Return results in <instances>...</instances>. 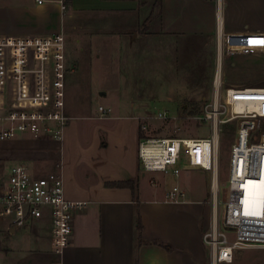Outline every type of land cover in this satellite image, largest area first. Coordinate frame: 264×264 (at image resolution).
I'll return each instance as SVG.
<instances>
[{
    "label": "crops",
    "instance_id": "crops-1",
    "mask_svg": "<svg viewBox=\"0 0 264 264\" xmlns=\"http://www.w3.org/2000/svg\"><path fill=\"white\" fill-rule=\"evenodd\" d=\"M156 1L46 0L39 5L35 0H0V36L63 34L67 42L76 17L110 13L119 15L123 30L134 37L141 31L151 38L207 41L217 65L212 80L219 73L224 88L264 87V0H161L159 10ZM105 120L99 123L111 124ZM3 142L0 183L13 166L24 164L39 177L60 175L66 196L88 204L75 215L71 244L61 256L53 253L49 217L15 230L1 219L0 264H212L202 239L213 217V205L205 198L182 190L183 196L167 200V192L177 186L163 196L143 198L137 184L140 170L128 162L123 171H101L92 180L87 176L75 192L71 180L78 184L77 176L65 175L59 165L62 141L20 135ZM128 181L135 183V192L111 185Z\"/></svg>",
    "mask_w": 264,
    "mask_h": 264
},
{
    "label": "built area",
    "instance_id": "built-area-1",
    "mask_svg": "<svg viewBox=\"0 0 264 264\" xmlns=\"http://www.w3.org/2000/svg\"><path fill=\"white\" fill-rule=\"evenodd\" d=\"M35 1L39 5L46 2ZM62 8L65 10V5ZM71 70L63 34L0 36V141L14 139L17 134L63 141L71 120L66 106ZM213 90L214 101L203 116L211 127L209 137L144 136L139 140L138 154L145 173L174 177L186 169L211 173L213 217L202 239L212 264H223L232 261L237 250L264 248V87L224 88L217 73ZM99 111L103 115L110 112L103 106ZM234 121L239 126L231 147L229 188L221 220L218 191L213 193L215 181L219 190L217 143L220 126ZM247 190L250 200L245 199ZM180 196L178 187L166 194L170 201ZM87 204L66 196L60 175L39 177L24 164L13 166L0 183V217L9 221L12 230L33 227L49 217L56 256L71 244L75 215ZM229 230L235 234L233 241L228 239Z\"/></svg>",
    "mask_w": 264,
    "mask_h": 264
},
{
    "label": "rangeland",
    "instance_id": "rangeland-1",
    "mask_svg": "<svg viewBox=\"0 0 264 264\" xmlns=\"http://www.w3.org/2000/svg\"><path fill=\"white\" fill-rule=\"evenodd\" d=\"M123 23L119 15L103 12L74 19L67 38L69 66L73 69L66 89L67 114L71 120L60 144L59 165L65 175L77 176L74 179L78 184L71 180L75 192L87 176L92 180L101 171H123L124 163L128 162L140 170L137 184L143 198L163 196L177 186L195 199L205 198L210 207L214 203L210 172L182 170L177 178L171 174L145 173L138 146L144 136H210L211 127L203 116L214 101L212 76L217 65L213 62V48L207 41L151 38L141 31L134 37L123 30ZM100 106L110 112L103 115ZM118 107L124 110L120 113ZM100 119H111V124L99 123ZM238 126L237 121L220 126L216 156L217 211L221 220L229 188L231 147ZM20 135L23 134L16 137ZM226 233L233 241L235 234L230 230ZM223 264H264V248L237 250L234 259Z\"/></svg>",
    "mask_w": 264,
    "mask_h": 264
},
{
    "label": "trees",
    "instance_id": "trees-1",
    "mask_svg": "<svg viewBox=\"0 0 264 264\" xmlns=\"http://www.w3.org/2000/svg\"><path fill=\"white\" fill-rule=\"evenodd\" d=\"M160 6H161V0H157L156 3H155V9L156 10H159L160 9ZM154 15H152L151 18H153ZM112 186H118V187H130L132 188V190L135 192L134 188H135V183L133 181H128V182H122V183H112L111 184ZM142 223H141V219L140 217L138 216L137 218V231H138V237H137V240H138V243H141L142 242V236H141V232H142ZM168 250H171L172 248L171 247H167Z\"/></svg>",
    "mask_w": 264,
    "mask_h": 264
},
{
    "label": "bare ground",
    "instance_id": "bare-ground-1",
    "mask_svg": "<svg viewBox=\"0 0 264 264\" xmlns=\"http://www.w3.org/2000/svg\"><path fill=\"white\" fill-rule=\"evenodd\" d=\"M219 142H220V137L218 138V143H217L218 147H219ZM218 147H217V149H218ZM216 162H217V156H216ZM217 191H218V182L215 181L214 186H213V193L216 194ZM250 198H251V193H250V191L247 190L245 192V199L250 200Z\"/></svg>",
    "mask_w": 264,
    "mask_h": 264
},
{
    "label": "water",
    "instance_id": "water-1",
    "mask_svg": "<svg viewBox=\"0 0 264 264\" xmlns=\"http://www.w3.org/2000/svg\"><path fill=\"white\" fill-rule=\"evenodd\" d=\"M105 95V93H103Z\"/></svg>",
    "mask_w": 264,
    "mask_h": 264
}]
</instances>
